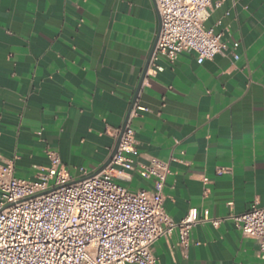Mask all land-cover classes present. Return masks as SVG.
Listing matches in <instances>:
<instances>
[{
    "label": "crops",
    "instance_id": "1",
    "mask_svg": "<svg viewBox=\"0 0 264 264\" xmlns=\"http://www.w3.org/2000/svg\"><path fill=\"white\" fill-rule=\"evenodd\" d=\"M214 3L205 26L222 34L226 54L203 64L194 52L159 58L133 128L136 162L170 166L171 219L196 208L224 221L199 224L187 250L176 234L159 239L157 264H264L258 242L225 220L264 207V0ZM159 21L155 0H0V163L33 181L51 150L72 181L85 177L81 168L102 173ZM115 181L130 191L154 185L136 172Z\"/></svg>",
    "mask_w": 264,
    "mask_h": 264
},
{
    "label": "built area",
    "instance_id": "2",
    "mask_svg": "<svg viewBox=\"0 0 264 264\" xmlns=\"http://www.w3.org/2000/svg\"><path fill=\"white\" fill-rule=\"evenodd\" d=\"M215 0H155L161 32L146 77L160 69L159 58L170 61L194 52L197 62L227 52L222 34L205 24ZM238 58V56H235ZM147 108L136 101L116 155L106 169L72 181L60 156L48 151V168L36 180L19 179L13 161L0 163V264H157L155 243L173 234L187 250L192 230L201 223L217 228L223 219L192 208L175 222L164 208V189L171 174L166 162L152 159L138 164L133 121ZM136 172L154 179L152 190L130 191L115 181L116 174ZM204 182H207L205 179ZM242 235L259 244L264 258V207L254 204L241 215L231 214Z\"/></svg>",
    "mask_w": 264,
    "mask_h": 264
},
{
    "label": "water",
    "instance_id": "3",
    "mask_svg": "<svg viewBox=\"0 0 264 264\" xmlns=\"http://www.w3.org/2000/svg\"><path fill=\"white\" fill-rule=\"evenodd\" d=\"M160 32H161V19H160V21H159V29H158V33H157V37H156L155 43H154V45H153L152 51H151V53H150V55H149V58H148V60H147V62H146V65H145V67H144V70H143V74H142V77H141L140 83H139V85H138V88H137L136 93H135V96H134V98H133V100H132V103H131V106H130L129 112H128L127 116H126L125 122H124V124H123L122 129H121L120 136H119V138H118V140H117L116 146H115V148H114V150H113V152H112L110 158L107 160V162H106V164L103 166L102 170H105V169H106V167L111 163L113 157L116 155V153H117V151H118V148H119V145H120V142H121V138H122L123 133H124V131H125V128H126L127 121H128V119H129L130 113H131V111H132V109H133V107H134V105H135V103H136V101H137V99H138L139 93H140V91H141V87H142L143 81H144V79H145L146 73H147V71H148V68H149V65H150V62H151V59H152L153 53H154V51H155V48H156V45H157V42H158V39H159ZM102 170H101V171H102ZM96 175H97V174H96Z\"/></svg>",
    "mask_w": 264,
    "mask_h": 264
}]
</instances>
